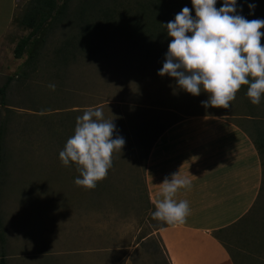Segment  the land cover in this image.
Returning <instances> with one entry per match:
<instances>
[{
  "label": "rangeland",
  "instance_id": "rangeland-1",
  "mask_svg": "<svg viewBox=\"0 0 264 264\" xmlns=\"http://www.w3.org/2000/svg\"><path fill=\"white\" fill-rule=\"evenodd\" d=\"M29 1H15L12 27L0 40V86L13 79L7 101L14 110L6 128V161L0 176V248L5 259L12 264L26 257L32 264L39 255L77 253L99 255L100 264H123L128 257L136 264H166L154 235L166 223L153 219L142 181L143 153L157 127L143 136L149 137L140 147L138 129L217 114L250 130L241 97L236 95L229 109L204 107L201 101L209 99L208 93L185 92L174 78L159 76L131 53L121 54V48L110 49L111 60L100 62L77 51L76 57L58 51L75 33L71 22H77V10L86 2L98 16L101 8H129L143 0H68L66 15L46 32L31 65L23 66L27 53L15 59L13 51L30 32L20 24ZM21 73L26 74L25 88L16 83ZM96 107L102 108L105 119L113 120L114 138L123 137L125 145L113 154V166L103 180L110 186L86 190L74 183L79 177L76 165L63 166L59 152L74 134L76 118ZM254 112L264 115L263 98ZM260 158L261 188L252 210L219 234L235 264H264V153ZM135 247L138 251L130 255Z\"/></svg>",
  "mask_w": 264,
  "mask_h": 264
},
{
  "label": "crops",
  "instance_id": "crops-1",
  "mask_svg": "<svg viewBox=\"0 0 264 264\" xmlns=\"http://www.w3.org/2000/svg\"><path fill=\"white\" fill-rule=\"evenodd\" d=\"M15 1L0 0V40L12 27ZM227 116L183 117L163 131L148 155L145 185L154 206L162 199L159 185L166 176L179 172L192 181L190 189L181 188L175 196L177 202L189 203L186 223L165 224L154 231L167 264H235L219 234L252 210L261 188L262 166L245 129ZM137 251L133 248L130 255ZM25 258L12 264H27ZM33 258L32 264H100L94 254ZM123 264L136 263L128 257Z\"/></svg>",
  "mask_w": 264,
  "mask_h": 264
},
{
  "label": "clouds",
  "instance_id": "clouds-1",
  "mask_svg": "<svg viewBox=\"0 0 264 264\" xmlns=\"http://www.w3.org/2000/svg\"><path fill=\"white\" fill-rule=\"evenodd\" d=\"M191 4V9L184 7L164 25L172 39L158 75L174 78L180 89L193 96L208 93L209 99L201 101L204 107L231 108L242 85L248 86L250 102L260 105L264 96V32L260 31L264 20L237 14V0H223L219 9L217 0H191ZM48 87L56 90L54 83ZM115 132L116 125L104 118L100 107L88 108L76 118L74 134L59 152L63 166L76 165L79 177L75 185L93 190L107 178L113 154L125 145L123 137L114 138ZM159 186L162 199L155 202L153 219L168 225L186 223L189 203L177 202L175 196L181 188L190 189L192 181L177 172L171 178L166 176Z\"/></svg>",
  "mask_w": 264,
  "mask_h": 264
},
{
  "label": "trees",
  "instance_id": "trees-1",
  "mask_svg": "<svg viewBox=\"0 0 264 264\" xmlns=\"http://www.w3.org/2000/svg\"><path fill=\"white\" fill-rule=\"evenodd\" d=\"M58 2V0L29 1L20 24L30 29V32L18 42L13 51L15 59H21L27 53V59L23 66L31 65L36 56L37 48L45 41L43 37L46 32L66 15L68 0H63L61 4ZM222 5L223 0H217L216 7L219 9ZM249 5H255L254 9H250ZM89 7L94 6L92 4L87 5L86 2V5L83 4L82 8L77 10L80 13V16L76 17L77 22H71L70 20L74 24L75 33L71 37L69 36L70 38L67 37L64 40L62 49L58 51H62L72 57H76L75 51H77V53H82L84 57L100 62L108 59L111 60L112 52L110 53V49L115 50L118 47L122 49L120 50L121 54H125V52L131 53L141 63L147 64L155 71H159L163 66L165 55L168 51V44L172 39L168 36L164 25L174 20L176 14L184 7L191 9L192 4L191 0H143L141 4H133V7H121L118 9L113 7L101 8L99 4V8L101 9L98 16H94L93 9L91 11ZM96 7L97 4H95ZM236 8L237 14L242 15L248 20H264V0H237ZM90 13H92L94 18L91 17ZM191 14L195 17L194 9ZM260 31L264 32V28ZM261 44L264 45V36L261 38ZM19 77L21 80H17L16 83L25 88L24 78H26V74L21 73ZM12 81V78H8L0 86V176L4 174L3 171L5 169L6 154L4 152V144L6 128L12 121V116H14L12 105L7 101V90ZM247 88V85H242L237 93L241 97L242 107L248 111L246 114H243V117L246 118L250 130L243 128L253 142L259 157H262L264 153V115L259 116V114H255V105L250 102V99L246 95ZM262 98L264 99V96ZM177 121H173L162 127L153 124L147 126L146 131H143L141 126L136 135V144L140 147L149 137L144 138L143 136H146L153 129L156 130L157 127V130H154L155 132L148 138L149 143L143 153L142 174L146 204L152 207L154 211L156 210L155 206L149 200L145 185L144 172L146 161L157 138L165 129ZM98 184H101L103 189L110 186L109 184H105L104 181H100ZM3 243L4 233L0 222L1 247ZM0 249V264H6L2 248Z\"/></svg>",
  "mask_w": 264,
  "mask_h": 264
}]
</instances>
